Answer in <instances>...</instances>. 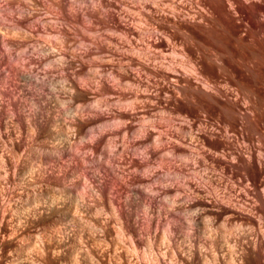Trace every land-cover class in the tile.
Here are the masks:
<instances>
[{
  "label": "rangeland",
  "instance_id": "obj_1",
  "mask_svg": "<svg viewBox=\"0 0 264 264\" xmlns=\"http://www.w3.org/2000/svg\"><path fill=\"white\" fill-rule=\"evenodd\" d=\"M124 1L134 31L154 29L157 35L124 36L119 55L111 50L114 44H101L98 50L105 51L98 56L104 59L86 52L91 61L96 62L95 57H98V63L113 61V58L114 64L121 62L114 72L122 83L116 85L112 80L116 85L113 87L112 82L105 81L109 84L106 85L95 77L94 82L87 81L81 70L82 80L95 85L91 86L95 89L91 90L89 85L85 91L87 85L76 88V94L74 89L70 95L74 101L70 96L71 101L68 98L67 102L59 101L66 102L64 109L63 103L55 108L52 101L44 98L45 102L43 97L27 108L28 105L19 101L25 86L32 85L25 81L34 82L30 89L36 91L40 88L37 83L44 79L40 77L43 73L28 59L21 60L25 61V71L21 63L23 71L16 73L17 69L22 70L15 66L19 67L21 61L10 64L14 66L12 69L6 67L9 72L6 68L2 70L3 76L9 73L4 77L8 79H4L5 87L12 89H6L11 91L8 94L19 95L17 98L12 94L20 114L14 106L12 115L22 116L19 127L22 128L23 123L25 128L28 121L30 126L20 128L25 134L16 126L18 119L14 120V116L9 119L3 114L8 118L2 121L5 117L0 118V131L7 128L11 132L6 130L9 136L5 130L0 133V145L9 144L6 148L0 146V264H264V24L240 35V29L220 19L210 24L195 21L190 25L181 16L176 21L179 17L168 13H173L169 0L167 3L159 1L161 5L164 3L160 8L167 9V13L166 10L161 12L166 15L155 17L135 0ZM184 10L182 13L187 12ZM54 37V30L44 35L46 40ZM191 49L202 55L200 66L203 68L195 73L189 69ZM82 52L78 50L79 54ZM118 56H122V61ZM131 57H136L137 62L135 59L132 62ZM36 70L41 75L38 76ZM30 71L40 77V82ZM19 73L35 79L31 82V78L27 75L23 78ZM196 77L199 81L200 77L207 79L208 82L201 80L207 85L198 84ZM45 79L47 84L49 78ZM87 91L94 93L93 100L101 98L105 103L117 96L114 103L107 104H112L114 109L118 107V110L111 108L110 115L114 119L121 116L124 124L120 123L125 128L120 124V130L117 120L112 123L111 117V120L107 118L110 122L101 120L102 124L105 120L108 122L104 126L114 129L109 127L108 132H103L104 126L100 128L96 124L100 118H97L100 112L96 104L91 102L96 110L92 106L89 107L94 112L89 110L92 96H84ZM110 93L115 95L110 96ZM101 99L92 101L100 105ZM42 100L45 107L47 103V111L41 107ZM75 100L84 104H77L78 108L83 107L80 116L74 113L78 110L73 103ZM107 104L100 106L109 108ZM30 106L38 108V115L42 117L36 120L30 117L31 122L22 112L25 108L32 109ZM58 106L68 112L63 119ZM116 111H119L117 117ZM69 113L75 115L70 117ZM94 113L98 115H92ZM51 114L54 116L49 117ZM45 115L54 121L49 122ZM56 115L61 118H57L59 122ZM73 115L79 119L71 124L72 119L76 120ZM68 116L71 120L67 125ZM92 117L96 122L90 120ZM25 118L29 120L26 122ZM94 122L95 128H90ZM14 123L16 127L12 126ZM136 125L154 130L155 149L146 142L148 132L136 129ZM13 128H18L17 131L28 138L22 134L20 137ZM122 128L126 134L121 132ZM111 129L115 133L111 134ZM102 132L106 136L117 135L115 138L123 143L111 157L103 156L105 152H102L109 151L108 144L102 149L97 145L107 143ZM121 135L126 136L125 139L122 136L124 140H120ZM134 136H139L140 140ZM34 139L38 141L35 143ZM83 139L85 143L92 142L86 147L88 143L83 145ZM135 140L141 142L140 147H136ZM92 143L97 153L101 150L99 154L91 151L95 150L94 145L90 147ZM82 145L91 149H85L83 155L89 154V158L81 156L85 152L83 149L84 152H80ZM120 145H124L123 148ZM145 146L148 149L150 146L153 152L146 151ZM65 148L71 149L69 154L65 153ZM90 157L97 160L91 163L95 168L90 167ZM141 179L139 186L135 182ZM149 184H153L155 193L157 191L154 201L140 192Z\"/></svg>",
  "mask_w": 264,
  "mask_h": 264
},
{
  "label": "bare ground",
  "instance_id": "obj_2",
  "mask_svg": "<svg viewBox=\"0 0 264 264\" xmlns=\"http://www.w3.org/2000/svg\"><path fill=\"white\" fill-rule=\"evenodd\" d=\"M135 1L137 3H139V5L144 8V10L147 9L146 11L149 12L153 17H155L154 15H156V16L157 15H159V16L162 15L163 16V14H165V13H163V14L161 13L164 10V9H161V8H162V6H163L164 3H167L166 0H162L164 2V3H162V5L159 4L161 2L160 0H135ZM124 2H125L124 0H0V118L2 116H3V118L5 117V119H1V121L2 120H6V118H8V117H9V119H10V117H13V116L15 117V115H12V114H13V110L15 108H17L15 106V101H14L15 99L13 98V96L14 97H17V95L14 94L15 92L12 93V94H14L13 96H12V94L9 95L8 92L11 93L12 89L10 88L11 91H8L7 92L6 89H8V88L5 87V85H7V81H8V79H5V78H7V74H9V73H6L5 72L6 76H3V71L2 70H4L6 67H10V64H13V65L17 64L22 59H24V60L25 59H28L30 62L35 63L37 65L36 68H38V70L41 72V74L43 73V75H41L39 73V71L36 70V73L38 72L37 75L38 74L41 75L40 76L41 78L44 77V79H45V77L47 76V78L45 79L46 81H48L47 79L49 78V81L46 82L47 84H45V82L43 81L44 79L41 80V79H39L40 77L37 78V76L34 75L36 73H32V71H30L31 72L30 73L31 76L34 75V77H36L39 82H40V80L42 81L41 82L42 83L41 86H40L41 83L40 84L37 83L38 81L35 82V83L38 84V85L37 84L36 85L41 88V91H40V88H38V90L40 92V93H38V90H36L37 91L36 92V91H34L33 88H32L33 91H32V89H30V87H32V86L35 85V84L33 85L34 82H32V79L34 77L31 78L30 75L28 77V74H25V75H27V77L29 79L31 78V82H32V83H29L30 81H27V82L25 81V83L32 84V85L29 87V85L25 84L27 86H25V88L23 87L25 89V90L23 89L25 91L24 94L21 95L20 98H19V95H18L17 98H19L20 103L23 104L24 106H27L28 105L27 108L29 107V105H32L33 106V103L35 101H39L40 102V100H41L40 98H42V97H43V100L48 99V100L52 101V105H55V106L63 103L61 105L62 108H63V105L67 102L65 99L68 98L70 100V98L72 97L70 95H71L72 91H74V89L76 91V92H73L74 94L77 93V89L76 88H82V87H85V86L88 85L87 86L88 88H85V91H86V89H89V85L90 84L85 83L84 82L85 80L83 81L82 78H81V76H82L81 75V72H80L81 70L84 71V73L86 75V78H85L86 80L87 79H92V78L95 77V79L97 78L98 81L99 80H102V81H104V82L106 81L108 83L109 82H112L113 83V81H114L115 84L116 83H119L120 84L121 78H120V76L118 77V75L116 76V74H115L116 72H114V69H115V66L117 68V66H119V64L121 62L120 63L118 62L119 64L117 62H116V64H114L113 61L115 62V60H114L115 58H113V61H112V59H109V57L112 58V55H111V52H110V56L108 57V59L111 60V61H107L106 60L107 57H106L105 58L106 62L98 63V60H97L98 57L103 58L101 56H98V55H100L99 53H101V55H102V52L105 51V49H102L103 50L102 52H101V50H98V49L101 48L100 45L101 44L102 45H105L106 44L105 46H109V44L110 45L111 44L112 45L114 44V47L111 46L113 48V49L111 48V50H113L112 52L114 54L117 53L119 55V54H122V51H121V49H122V44L121 43L122 42L121 41H122V38L124 36H134V35L141 36V35L146 34V33L149 36H152V35L154 36L155 31H156L154 29H153L154 32L152 31V29L151 30L148 29L147 31H142V30H136V31H134V28L131 25V22H129L130 21L129 20L130 17H129V13H127V11H126V6H125ZM169 2L173 6V8L170 7L171 10L173 11V13H170L169 11H168V13L171 14V15L175 14L176 15L175 16L176 18L179 17V19H177V20L175 19L176 21H179L180 20V17L183 16L182 17L183 19L182 18L181 19L182 20H185L188 23H190V25L192 23H194L195 21H200L201 23L204 22L203 24H205V23L207 24V23H209L211 21L212 22L214 20H217L218 21L220 19V20H224L228 24H230V25H232V26L237 27L238 29H240V31H241L240 33L241 34L240 33L239 34L242 35V33L243 34H246L247 32H250L252 30V28L264 24V0H169ZM169 2H168L167 5H169ZM160 5H161V8H160ZM183 8L185 10H187L186 13H182L181 10H184ZM165 10H166V13H167V9H165ZM165 10H164V12H165ZM159 16L156 17V18H159ZM171 19L173 20L172 17H171ZM176 21H175V23H176ZM185 21H182V23L185 22ZM224 21H222V22H224ZM49 30H54L55 31V37L53 39H51V40H48V39L46 40V38H44V35ZM155 35H157V34H155ZM80 45L82 46L81 48H83V49H81V48L79 49ZM98 47H100V48H98ZM78 50H80V52L83 51L82 52L83 54H84V52H85V54H86V52H88V55L89 56L91 55V53H94V55H92V56H98V57H95V58H97L96 59V62H95V60H92V61H91V59L89 60V57H88L87 54H86V56L83 57V54L82 53H81L82 55L79 54L78 53ZM196 51H195V49L194 50L191 49L190 52H188L189 62H190L189 69L191 68V72H193V73L197 72L198 70H201L200 68H203L202 65L200 66V64H201L200 63L201 62L200 58H202L201 57L202 55L198 53V50H196ZM113 56H115V55H113ZM86 57H88V58H86ZM121 57H119L120 60L122 59ZM131 59H132L131 60L132 62H133V59H135L136 62H137L136 57L135 58L131 57ZM12 60H14V61H12ZM100 60H99V62H100ZM25 61H21L20 63H18V66L19 67H17V65H15L16 66V69L22 67V66L19 65L21 63H23V67H24L25 66L24 65L25 64ZM78 61H80V62H78ZM127 64H129V62ZM12 66L10 67L11 69H12ZM22 68H20V69H22ZM25 68L26 67H24V71H25ZM8 69H7V71L9 72L10 69L9 70ZM18 71H23V69L22 70L17 69L16 73ZM11 72L12 71H10V73ZM13 72H15V71H13ZM23 73H21V74L19 73V75H22ZM173 73L175 74V72H173ZM25 75H22L23 78H24ZM191 75H193L194 77L197 76V75H194L192 73H191ZM199 76H201V75H199ZM27 77L25 76V78H27ZM83 77H85V76H83ZM8 78H10V76ZM21 78L22 77L19 76V79H21ZM197 78H199V77H196V79ZM200 78L203 79V77H200ZM4 79L7 80V81H5L6 84L4 82ZM201 80L199 81L197 79L196 81H199L200 82V83L198 82V84H201V83L202 84H205V83L201 82ZM21 81H23V80H21ZM92 81H93V79H92ZM203 81L204 82L205 81L208 82L207 79L206 80L203 79ZM212 82H215V81L212 80ZM90 83H92V82L90 81ZM112 83H111L110 86H112ZM121 83H122V81H121ZM115 84L113 83V87H114ZM198 84L196 83V85H198ZM202 84H201V86H202ZM106 85H109V84L106 83ZM205 85H207V84H205ZM8 86H9V83H8ZM91 86H95V85H93V84L90 85V89L92 90L94 87L92 88ZM201 86H199V87H201ZM10 89H8V90H10ZM35 89H36V87H35ZM22 92H19V93H22ZM41 92L43 93V95H42ZM87 92H88L87 94L84 93V96H86V95L89 96V94H91L90 96H92L90 98L91 101H90V105H88V107L89 106H92V104H91V102H92L93 105L96 104L94 106H95V108L98 107L97 109L100 112L99 113L100 115L96 114V115H98L97 118H99V116H100L99 120L106 119L108 122H110V120H111L110 118L112 117V120H113L115 117L113 118V116H111L110 113H111V111L113 113V110H118V107H117V109H114V108L111 107L112 104H107V103L108 102L109 103H111V102L114 103V99L117 96H114L115 98H113L112 95H115V94L110 93L109 95L112 96V100L113 101L110 100L111 102L108 101L107 103H105L104 100H102L101 98H99V99H101L103 101V102L100 101V103L102 102L101 103L102 105H103V103H104V105H106V104L107 105H110V107H109L110 109H109V108H105L106 106L104 108L101 107L102 105L100 104L101 105L100 106L98 104V102H99V99L98 98L95 97L94 98L95 100H93L94 95H92V93H93L92 91H91L92 93H89V91H87ZM95 92H98L97 89H96ZM16 93H18V92H16ZM98 95L100 97V94L99 93H98ZM69 96H70V98H69ZM77 97L78 96L76 95L75 98H77ZM72 98H71V100H72ZM62 99L65 100L66 102H61L60 103L59 101H63ZM85 99L87 101L89 100L86 97H85ZM96 99H97L98 102H96V103L93 102V101H96ZM43 100H42V103H43ZM17 101H18V99H17ZM72 101H74V100H72ZM78 101H77L78 103H76V100H75V102H73L74 105H76L75 107H77V104L80 105L81 102H80V100H78ZM117 101H119V100H117ZM117 101H115L116 104H117ZM18 102H16V104ZM45 102H46V100H45ZM20 103H18V105ZM73 103H71L72 106H73ZM82 103H81V106L84 105V104L82 105ZM87 103H89V101ZM43 104L41 105L39 103L38 105H41V107H43L44 109L45 108L47 109V103H46V107H45V104L44 105ZM38 105H37V107H38ZM79 105H78V107H80ZM14 106H15V108H14ZM32 106H30V108H32ZM61 106H58V107L61 108ZM116 106H118V105H116ZM37 107H35V108H37ZM50 107L51 106H49L48 108H50ZM75 107H73V108H75ZM78 107H77L78 110L76 109L78 112L76 111L74 113H77L79 115L80 114L79 113L80 112V109L81 108L83 109V107H81V108H78ZM113 107H114V104H113ZM18 108H20V107H18ZM18 108H17V110H18ZM55 108H57V106ZM95 108L93 107V110ZM111 108L113 110H111ZM119 108L121 109L120 106H119ZM25 109L22 110V112H23V114L26 117H29L30 120H31V118H33V119L36 120V119H38L39 116L42 117L41 115H38V113H39V112H37V109L38 108L37 109H33L32 108V109H27V110H25ZM61 109H58V110H61ZM63 109H62V112H63ZM19 110H18V114H20L19 113L20 112ZM51 110H52V108H51ZM89 110H91L90 107H89ZM54 111H55V109H54ZM74 111H75V109H74ZM53 112L51 111V113H53ZM90 112H94V111L91 110ZM59 113L60 112H58V115H59ZM66 113H68V112H66L64 110L62 116L63 115H66ZM74 113H69L70 114L69 116L71 117V115L74 114ZM95 113L92 114V115H95ZM115 113L113 114L114 116H115ZM3 114L4 115L6 114L8 117L7 116H4ZM14 114L17 115V111ZM118 114H119V111L117 112L116 117L118 116ZM143 114L144 113H142V115ZM24 115H23V118H24ZM52 115L53 114H51L49 117H53L55 115V113H54L53 116ZM74 115H73V118L76 119V120H73L72 119V121H70L71 119L68 116V118L66 120L67 122L64 119V124L66 122L67 125H68V122L69 121H70V123L71 122L72 123L76 122L79 118L78 117L75 118ZM78 115H76V116H78ZM80 115H82V114H80ZM45 116H47V115H45ZM95 116H94V119H95ZM19 117H22V116H19ZM19 117L17 115V118L15 117L16 119H14V118L13 119L14 120H17L18 119V122L19 121L21 122V119L19 120ZM49 117L47 116L48 120L50 119ZM59 117H61V114L59 115ZM59 117H57V115H56V118L55 117L54 118L57 119ZM65 117L63 116L62 119L65 118ZM82 117L83 116H81V118ZM47 118H45V119H47ZM107 118H109L110 120L107 119ZM120 118H121V116L120 117H117L116 119H114V121L111 120L112 123L116 122L115 120H117L116 123H117V125L119 124V129H120V124H121L120 122L122 121V120H120ZM29 119L28 118L27 119L25 118V121L26 120H29ZM59 119H61V118H59ZM48 120H46V121H48ZM51 120L54 121L53 118ZM51 120H49V122ZM90 120H93V117ZM95 120H93V121H95ZM99 120H98V122L96 124H99L98 126L100 128H103V126L105 124L107 125V123H108L105 120L103 122V124L104 123L105 124L103 125L102 124V121L103 120H101L100 121V123L102 125V127H101L100 126V123H99ZM118 120H120V121L118 122ZM8 121H10V120H8ZM11 121H12V119H11ZM23 121L24 120H22V122ZM25 121H24V123H25ZM32 121L33 120H31V122ZM18 122H17L16 126L18 124H20V122L19 123ZM39 122L40 121H38V124H39ZM49 122H47V123H49ZM56 122H59V120L56 121ZM61 122H63V121H61ZM95 122L92 125L90 124L91 125L90 128H93L94 126H96ZM9 123H12V122H9ZM15 123L12 124V126L13 125L15 126ZM116 123L114 124V126H116ZM122 123L124 124L123 121H122ZM134 123H135V121L132 122V124H134ZM4 124H6V123H4ZM33 124L35 125L36 123L33 122ZM43 124H45V123H43ZM123 124H121V126ZM34 125L31 124V127H33ZM128 125L126 123V128H127ZM3 126L5 127V125H3ZM12 126H9V127L11 128ZM28 126H30L29 121H28ZM28 126H26V127H28ZM98 126L96 128L97 130L99 129ZM40 127H42V125ZM105 127L106 126H104L103 130L101 129L103 132H106V131L108 132L110 130V128H113L114 129L113 126H109L110 127V128L108 127L109 130H108L107 127H106L107 130H106ZM134 127L135 128L136 127L138 128L137 125L134 126ZM18 128L20 129L21 127H19V125H18ZM25 128H23V123H22V128L21 129H25ZM116 128L118 129V127H116ZM123 128H125V127H123ZM123 128H122V131L121 132H124L125 133V131H124ZM139 128H143V127L142 126L141 127L139 126ZM0 129H1V127H0ZM13 129H16V128H13ZM17 129H16V134L18 133L19 136L21 134L24 135L23 132L26 134L25 130L23 131V130L20 129L21 131H23L20 134L17 131ZM104 129H105V131H104ZM144 129H145V127L143 128V131H144ZM2 130L4 131L5 129H2ZM6 130H7V128H6ZM32 130H34V128ZM32 130H31V133L30 134H32ZM40 130H42V129H40ZM101 130H98V131L101 132ZM127 130H128V128H127ZM1 131H0V133H2ZM7 131H6V135L9 136L7 133L8 132L11 133V132L10 131L7 132ZM14 131L15 130H13V132ZM111 131H112V129H111ZM117 131H119V130H117ZM117 131H116V133H117ZM146 131L148 132L147 134H149V136L147 137V140L148 139L149 140L148 141L146 140V142L151 146V148L153 150V149H155L157 147V143H156V140H155V137H156L155 132H154V130H150V128H149V130L146 128L145 129V132ZM36 132H38V131H36ZM40 132L42 133V131H40ZM100 132H99V134H100ZM113 133H115V132L112 131L111 134H113ZM12 134H14V133H12ZM12 134H10V136H12ZM27 134H29V132ZM74 134H76V133H74ZM103 134H104L103 135L104 137H102V136L101 137L104 140H105V137H106L107 143H103V145L101 144L102 147H100L101 145H99V144H97V145H98L99 148L102 149L103 147H105L106 144H108L110 149H107V150H109V151H102V152H105V153L107 152L106 154H108V155H106L105 153H103L104 154L103 156H110L111 157L112 154H115L117 151H119L118 150L119 149L118 147H119V144L121 143V141H119V140H117V138H115V137H117V135L114 136V135L108 134L106 136L105 133H103ZM147 134H146V136H147ZM38 135H41V134H39V132H38ZM124 135L119 136V137H121L120 140H122L123 138L125 139L126 136H124ZM24 136L26 137V135H24ZM122 136H124V137L122 138ZM25 137H24V139H25ZM30 137H32V136H30ZM119 137H118V139H119ZM134 137H136V136H134ZM137 137H139V136H137ZM13 138L14 137H12V140H13ZM26 138H28V137H26ZM33 138H32V140H33ZM39 138H40V136H38V139ZM9 139H10V137H9ZM38 139H37V141H38ZM137 139L140 140L139 138H137ZM83 140H82L83 142H81L82 144L84 143L83 145H85V144L88 143L86 145V147L89 146V144H91L90 142H92V141H89V142L85 143L86 142L85 139H83ZM138 140H135V142L136 141L138 142ZM142 140H143V144H144V141L145 140L143 138L141 139V141ZM25 141H28V140L25 139ZM37 141L35 140V143ZM39 141H41V140H39ZM126 141H127V139H126ZM126 141L125 142L122 141V142L126 143ZM9 143H11V141ZM140 143L138 142V144L136 145V147L138 145L140 147V145H141ZM147 143H146V145H147ZM23 144H24V142H23ZM65 144H67V143H65ZM121 144H123V143H121ZM133 144H134V142H133ZM3 145H5L4 142L0 146H3ZM6 145H9V144H6ZM6 145L4 146L5 148H6ZM30 145H31V143H30ZM83 145H82V148H80V150L81 149H83V150L90 149L89 147L88 148L83 147ZM93 145L94 144L92 143V146H90V147L93 148L95 146V150L94 149L93 150L90 149V150L93 151V152H95V153H97L98 151L96 150V145H94V146ZM24 146H25V144H24ZM69 146L71 148V145H69ZM69 146L67 145V147H69ZM121 146L123 148L124 145H120V147ZM147 146H145V147H147ZM150 146H149V149H151ZM79 147H81V146H79ZM7 148L10 149L8 146H7ZM122 148H120V150ZM68 149L65 148V153L66 154H69L70 151H71V149L70 150H68ZM147 149H148V147H147ZM147 149H146V151H150L149 149L148 150ZM2 150H1V153L3 152ZM114 150H117V151L115 153H113ZM86 151L87 150H85V152L82 151V150L80 151L81 153L84 152L81 155L82 157H83L84 154H86ZM91 151H89V152H91ZM100 151H99V153H100ZM143 151L146 152L145 150H143ZM4 152H5V150H4ZM150 152H153V151H150ZM99 153H97V154H99ZM118 153H120V152H118ZM90 154L92 155V152ZM87 155H89V154H87ZM87 155H85L86 157L85 156L84 157L85 158H89V156L87 157ZM116 155L119 156V154H116ZM116 155H114V157ZM94 156L95 155H93L92 157H94ZM99 156L97 155L96 157H99ZM114 157H113V159H114ZM99 158H97V159H99ZM90 159L91 160H89V163H90V167L92 168L93 167V164H91V163L92 162H95L97 160L94 159V158L92 159L91 157H90ZM93 160H95V161H93ZM110 160L112 162V159H110ZM98 162H96V164ZM13 163H11V164H13ZM97 166H96V169H97ZM93 168H95V167H93ZM138 180L135 183L139 185L140 183H138V182H142V179H141V181H138ZM147 181L148 180H146V182ZM152 185L148 186L149 188L146 187L145 189L140 190V192H142L144 194V196L148 197L150 200H153L154 201L155 198H156L155 197V194H157V191L155 193V191H154L155 188H153V190H152Z\"/></svg>",
  "mask_w": 264,
  "mask_h": 264
}]
</instances>
